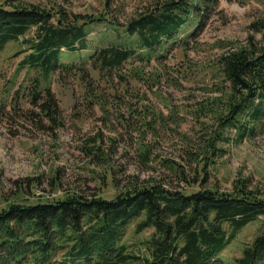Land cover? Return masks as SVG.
I'll return each mask as SVG.
<instances>
[{
    "label": "trees",
    "instance_id": "1",
    "mask_svg": "<svg viewBox=\"0 0 264 264\" xmlns=\"http://www.w3.org/2000/svg\"><path fill=\"white\" fill-rule=\"evenodd\" d=\"M218 4L148 0L123 23L119 13L125 8L118 0H103L101 12L86 15L53 2L0 0V54L16 45L13 57L24 56L13 83L25 72L13 93V84L7 97L3 92L5 101L12 98L13 107L20 109L17 105L28 98L30 106L21 114L54 133L65 126L52 89L54 76L58 74V82L73 76L83 88L84 103L92 111L99 109L100 121L114 133L97 131L80 144L87 157L107 170L96 178L95 194L67 193L44 202H11L0 209V264H225L221 254L255 221L260 222L259 233L234 264H264V186L239 176L224 190L214 173L220 145L231 139L230 131L241 141L264 130V12L251 23L245 40L218 39L210 45L217 53L203 61L186 52L175 65L176 75L174 66L170 71L161 68L160 59V65L150 66L177 42L187 47L203 27L186 40H181V30L205 23ZM97 22L123 27L125 44L97 49L79 64L61 63L63 50L87 49V28ZM197 75H203L198 84L207 96L184 111L200 126L199 143L182 133V119L160 88L165 82L180 91L183 80L193 81ZM149 94L157 96L168 113L156 107ZM169 135L182 136L180 161L156 156L157 146ZM106 139L114 145L120 139L128 142L137 164L153 175L130 176L122 184ZM104 185L114 190L109 198L101 195ZM132 224L137 233L153 231L140 252L124 242Z\"/></svg>",
    "mask_w": 264,
    "mask_h": 264
},
{
    "label": "rangeland",
    "instance_id": "2",
    "mask_svg": "<svg viewBox=\"0 0 264 264\" xmlns=\"http://www.w3.org/2000/svg\"><path fill=\"white\" fill-rule=\"evenodd\" d=\"M29 1L43 4L57 3L81 15L97 14L103 10V0ZM147 1L118 0V6L125 8V11L119 13L120 20L124 23L131 12L140 9ZM262 12H264V0H219V4L212 7L211 15L205 23H201L196 28L192 26L181 30L179 36L181 40H186L189 35L203 27L189 40L187 47L181 48L180 42H177L173 47L160 53L166 55L165 58L155 57L150 66L155 68L160 65L157 63L161 60L164 62L160 65L161 68H169L170 71L174 66L172 75H176L175 65L185 59L186 52L191 59L203 61L207 56L211 57L217 53L210 51V45L216 40H245L251 34V23L257 21ZM87 29L89 32L87 49L63 50L60 53L61 63L79 64L86 61L95 50L125 44L127 40L123 27H114L108 22H97ZM34 31L35 29L31 34ZM257 37L260 38V35ZM198 44H204L206 47L196 48ZM17 50L16 45H11L6 52L0 54V209L11 202H44L58 199L67 193L95 194L100 180L96 178L105 176L107 170L87 157L81 151L80 144L87 136L94 135L97 131H101L106 136L114 133L111 134L107 125L100 121L102 112L99 109L92 111L84 103L83 88L80 87L77 79L71 76L63 82H58V74L54 76L52 89L60 101L65 126L50 133L36 127L35 123H30L21 114L30 106L28 98H23L17 105L20 109H15L11 102L12 98H7L5 101L3 94L9 84H13V93L24 78L25 72H22L16 83L12 81L16 75L17 64L24 56L14 58ZM150 66L147 67V72L151 70ZM197 76L193 81L183 80L184 84L180 91L165 82L160 85L161 90L169 94L168 105L174 107L182 119H180L183 122L180 130L183 134L189 135L195 143L201 141L202 132L200 126L192 121L191 116L186 115L184 106L195 104L197 100L207 96L206 92L200 90L201 84H198L199 80L203 79V75ZM5 95L7 97L6 93ZM149 96L156 107L168 113V109L157 96L151 94ZM117 128L118 131L123 132L120 126ZM228 134L231 139L220 145L222 151L214 171L222 189L230 190L233 181L239 176L250 178L254 186H264V130H259L253 137L241 141L235 137V130ZM115 135L119 136V132ZM169 136V139L163 140L161 145L157 146L156 156L180 161L182 159L179 156L184 151L182 136L176 135L177 138ZM105 148L111 153L114 170H121L117 176L122 184H126L130 176L138 175L141 179H145L153 175L150 169L137 164L133 146H129L123 139L115 145L106 139ZM102 187L104 189L102 196L109 198L114 194L110 185ZM259 229V221L243 228L221 254V260L225 264H234L235 259L241 257L244 247L254 241ZM152 233V230L137 233L136 224H132L128 228L124 242L135 252H140L144 249L142 242L150 238Z\"/></svg>",
    "mask_w": 264,
    "mask_h": 264
},
{
    "label": "built area",
    "instance_id": "3",
    "mask_svg": "<svg viewBox=\"0 0 264 264\" xmlns=\"http://www.w3.org/2000/svg\"><path fill=\"white\" fill-rule=\"evenodd\" d=\"M39 194V193H38ZM40 195V194H39Z\"/></svg>",
    "mask_w": 264,
    "mask_h": 264
}]
</instances>
